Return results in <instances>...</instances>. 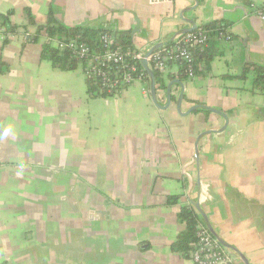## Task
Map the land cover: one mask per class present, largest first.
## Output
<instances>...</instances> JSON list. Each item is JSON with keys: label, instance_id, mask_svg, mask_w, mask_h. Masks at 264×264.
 <instances>
[{"label": "crops", "instance_id": "crops-1", "mask_svg": "<svg viewBox=\"0 0 264 264\" xmlns=\"http://www.w3.org/2000/svg\"><path fill=\"white\" fill-rule=\"evenodd\" d=\"M193 0H0L16 30L0 35V264H194L171 250L182 205L199 202L215 233L249 264H264V90L243 79L245 63L264 65V0H199L183 16L217 21L208 69L192 78L179 63L162 71L157 107L143 83L91 98L80 65L60 70L42 57L49 13L68 26L134 30L145 52L189 26ZM148 76V75H147ZM194 104L224 111L185 114ZM198 157L194 159L197 137ZM185 172L189 174L186 177ZM179 195L173 204L168 196ZM65 239V252L46 244ZM41 242L42 245L39 246ZM38 251L41 262L36 261ZM51 260V262L49 261ZM238 264H243L239 258Z\"/></svg>", "mask_w": 264, "mask_h": 264}, {"label": "built area", "instance_id": "built-area-1", "mask_svg": "<svg viewBox=\"0 0 264 264\" xmlns=\"http://www.w3.org/2000/svg\"><path fill=\"white\" fill-rule=\"evenodd\" d=\"M260 19L264 20V6L256 10ZM0 35L4 38L11 34L4 26H0ZM218 36L230 39V35L224 30L218 32ZM210 34L202 27L193 31L178 35L173 43L164 46V50H155L145 57L143 51L123 50L121 47H112V38L108 33L100 35L102 51L93 52L89 46L80 40L78 36L71 38H51L52 45L58 50H69L78 61L86 79H96L100 87L106 92L116 95L125 87L135 83H143L142 90L147 92V72L140 64V60L146 58L151 68L165 71L169 63L182 62L185 66L184 73L187 77L194 76L193 49L202 48L209 40ZM128 56H132L133 63L127 64ZM124 70L121 76L120 71ZM112 74L114 76H112ZM187 173V172H186ZM188 174V173H187ZM194 264H238V259L224 248L203 225L197 232V241L189 255Z\"/></svg>", "mask_w": 264, "mask_h": 264}, {"label": "trees", "instance_id": "trees-1", "mask_svg": "<svg viewBox=\"0 0 264 264\" xmlns=\"http://www.w3.org/2000/svg\"><path fill=\"white\" fill-rule=\"evenodd\" d=\"M24 12L28 23L36 27V32L30 39L37 41L42 31L47 34L48 42H45L42 45V57L48 59L53 67L60 70H72L80 64L72 56L69 50L61 51L52 45L51 38L55 36L58 38H71L78 36L80 40L85 42L93 52L100 53L102 51L100 35L102 33H108L112 38V47H121L123 50H129L130 52L136 51L132 45V35L128 30L108 31L83 25L68 26L54 18L51 12L44 24H36L30 9L25 8ZM9 13L10 12L7 14L0 13V26H4L7 32H14L16 27L9 21ZM200 27L207 30L210 37L217 35L220 30L224 29V26L222 24H218L217 21L202 24ZM206 45L202 48L193 49L194 75L202 73L205 69H208V64L213 56V52H210ZM159 50L163 51L164 47H161ZM133 62L132 56H128L126 63L130 64ZM178 63L179 73L185 76V66L182 62ZM152 70L157 87H164L162 71L156 68H152ZM123 73L124 70H121L117 76L119 77ZM250 75L252 76V89L262 92L264 90V65L245 63L238 76L246 79ZM112 76L114 75L112 74ZM86 93L91 98L107 97L112 95V93L110 94L106 92L104 88L100 87L99 81L96 79H86ZM178 198L179 195L168 196L167 203L173 204ZM177 218L183 225V229L179 231L175 240L171 243L170 248L174 252H179L185 257H189L190 252L193 250L194 244L197 241V232L199 227L204 224L200 215L191 203L184 204L180 207L179 212L177 213ZM1 264L8 263L3 262Z\"/></svg>", "mask_w": 264, "mask_h": 264}, {"label": "water", "instance_id": "water-1", "mask_svg": "<svg viewBox=\"0 0 264 264\" xmlns=\"http://www.w3.org/2000/svg\"><path fill=\"white\" fill-rule=\"evenodd\" d=\"M194 1V4L192 6H189L185 9H182V11H180V17L183 19V21L188 24L189 26L179 30L176 34H174L169 40L167 41H164V42H159L157 44H155L154 46H152L151 48H149L148 50H146L144 52V55L145 57L148 56L151 52L155 51V50H158L160 49L161 47H164V46H167L171 43H173L174 39L178 36V35H181V34H184L186 32H190V31H193L195 30L196 28H198L195 20L193 19H189V18H186L183 16V14L186 12V11H190V10H194L197 8V6L199 5V0H193ZM134 30L131 31L132 35L134 34ZM140 64L142 65V67L144 68V70L147 72V75H148V78H149V94L151 96V99L153 101V103L161 108H165L169 105L170 101H171V89H172V85L174 83H177L179 86H180V92L178 94V97L176 98V109L178 112H181L180 109H181V101H182V97H183V83L177 79H174L172 81L169 82V84L166 86L165 88V94H166V104H161L158 99H157V85H156V82H155V79H154V73H153V70L152 68L149 66L146 58H143L140 60ZM205 110V111H208V112H212V113H215V114H218L220 115L223 119H224V125L220 128V130L218 131H222L225 129V127L227 126L228 124V115L220 110V109H217V108H214V107H211V106H208V105H202V104H194L192 105L190 108H188V110H186V112H184L185 114H188L194 110ZM261 113L264 115V108H261ZM215 130H212V129H208L204 132H202L201 134H199V136L197 137V140L195 142V149H194V159L197 160V157H198V140L209 134V133H212L214 132ZM185 175L186 177L189 178V174H187L185 172ZM190 203L194 206V208L196 209V211L198 212V214L200 215L201 217V220L203 221V226H205L207 228V230L213 235V237L226 249H228L235 258H237L239 260V258L242 260L243 264H249L248 261L246 260L245 256L239 251L237 250L236 248H234L233 246H231L230 244L226 243L222 238H220L216 233L215 231L213 230L212 228V225L210 224L209 220H208V217L207 215L205 214L204 210L201 208L200 204L198 201L196 200H190Z\"/></svg>", "mask_w": 264, "mask_h": 264}, {"label": "rangeland", "instance_id": "rangeland-1", "mask_svg": "<svg viewBox=\"0 0 264 264\" xmlns=\"http://www.w3.org/2000/svg\"><path fill=\"white\" fill-rule=\"evenodd\" d=\"M50 242L52 243V245H55V247H52L50 243L46 244L45 251H47L48 254H53L56 251L65 252V239H62L61 241H59V243H57L55 239ZM40 245H42L41 242L39 243V246ZM40 255H42V253L38 251V255L36 256V261L38 263L41 262ZM49 261L51 262V260ZM52 263L54 264V261H52Z\"/></svg>", "mask_w": 264, "mask_h": 264}]
</instances>
